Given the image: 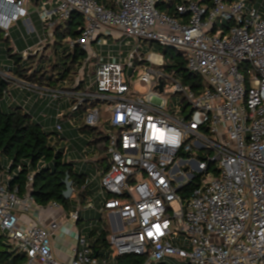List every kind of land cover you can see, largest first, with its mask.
<instances>
[{
	"label": "built area",
	"instance_id": "obj_1",
	"mask_svg": "<svg viewBox=\"0 0 264 264\" xmlns=\"http://www.w3.org/2000/svg\"><path fill=\"white\" fill-rule=\"evenodd\" d=\"M159 1L117 0L116 10L96 0H42L37 7L48 30L74 12L83 16L85 27L71 47L79 46L87 58L69 89L18 84L36 100L66 98L75 111L93 106L87 127H99L107 115L108 167L98 174L99 208L89 197L87 209L112 215L114 234L109 257L95 255L80 234L73 260L59 261L52 246L58 222L46 227L20 218L42 211L30 193L33 175L21 195L10 190L12 176L0 169V233L26 256L24 264H111L132 254L145 257L144 264H264V0L187 1L177 6V18L160 12ZM30 2L0 0L6 36L30 18ZM124 39L134 46L117 48ZM142 41L184 54L187 70L205 88L195 93L185 87L163 69L162 55L144 57ZM123 47L132 48L125 53ZM136 65H143L138 82L149 88L146 94L132 87ZM88 70L94 80L79 89ZM167 91L183 97L176 110L168 108ZM56 129L63 131L61 125ZM191 183L193 191L183 198L181 191ZM78 216L79 211L73 220Z\"/></svg>",
	"mask_w": 264,
	"mask_h": 264
},
{
	"label": "trees",
	"instance_id": "obj_2",
	"mask_svg": "<svg viewBox=\"0 0 264 264\" xmlns=\"http://www.w3.org/2000/svg\"><path fill=\"white\" fill-rule=\"evenodd\" d=\"M30 1L33 5L39 6L42 0ZM96 1L108 9H117V0ZM187 1L198 0H161L156 3V8L160 12L177 18L179 17L177 6ZM226 1L232 4L237 0ZM211 2L212 0H205L207 4H211ZM84 27L85 20L78 12L72 13L67 20L56 24L51 29V38H49V46L53 47L54 57H45L43 55L38 58L40 55L39 51L34 56L31 55L25 59L22 54H12V50L7 49V56L14 62L15 67L10 70L11 78L0 74V169H4V165L8 163L10 165V175L16 170L19 171L9 181V188L10 190L17 188L21 195H25L28 192V177L33 175L30 193L36 204L42 208L50 204H57L68 214L76 211L72 202L74 196L81 204H85L91 197L92 190L89 187L90 185L86 186L90 175L82 170L79 172L73 162L70 161L68 163L65 160V151L56 149V144L60 141L57 134L48 133L42 123L36 121L32 113L30 111L26 112L22 106L11 107L10 112H5L3 110V99L10 91V86L16 81L52 90L58 89L57 84L67 82L68 88L58 90L71 88L87 58V53L77 45L71 47V42L79 38ZM44 29L46 30L45 27ZM52 40L53 43H51ZM9 43L10 36H6L0 30V48H8ZM58 46L62 47L61 52H59ZM160 50L165 61L163 69L166 72L173 75L185 87L195 93H199L205 88L202 78L187 70V57L184 54L173 48L160 46ZM32 58H34V61H31ZM34 62H37V64L34 65ZM44 62H47L46 65L42 64ZM0 72H3L1 67ZM83 85V82H81L79 89H83ZM26 91L30 92L29 90ZM36 101L38 102L39 100ZM83 107H79L76 111H80ZM91 107L89 106V109ZM98 128L84 126L82 130L89 129L94 131L98 130ZM108 139L107 136L95 139V142L102 141L105 144L102 149L105 154H107ZM99 161L101 163L108 162V157L97 162ZM66 176H69V180L73 182L74 190L72 197L68 200L63 196L66 189L64 185ZM194 186L193 183L187 185L181 191V196L183 198L188 197ZM82 220L83 218L79 211L78 222L80 223ZM106 229L100 232L95 228L86 235L87 240L94 249L95 255L99 258L109 257L111 253L110 239L107 238ZM25 261L26 256L12 248L6 235L0 233V264H24ZM144 262L145 257L132 254L117 256L111 264H144ZM159 264L169 263L163 262Z\"/></svg>",
	"mask_w": 264,
	"mask_h": 264
},
{
	"label": "rangeland",
	"instance_id": "obj_3",
	"mask_svg": "<svg viewBox=\"0 0 264 264\" xmlns=\"http://www.w3.org/2000/svg\"><path fill=\"white\" fill-rule=\"evenodd\" d=\"M261 1V0H257ZM250 5V3H248ZM36 5L32 6V13H34L33 17L37 18L39 17V13L37 12ZM50 9V6L48 7ZM222 22H220V25ZM25 26V25H24ZM15 31L21 34L22 32L26 33V26L23 28V25H14ZM52 30H45L42 31V40H39V46L36 49L35 53H33V56L40 51V55L38 58H41L43 55L45 57H54V51L53 47L49 46V38H51ZM35 34V32L33 33ZM51 40V39H50ZM111 44H113L114 40L108 39ZM130 42L132 43V46H134V40L132 39H124L117 43L116 47L119 48L120 45H124L125 43ZM53 43V40L52 42ZM141 47L144 57H150L151 55H161L160 45L158 43H151V42H141ZM132 47H123V51L127 53ZM4 49V50H3ZM59 52H61L62 47L58 46ZM5 47L0 48V67L1 70L6 73L7 75H12L10 73V70L15 67L14 62L9 59L5 53ZM3 59V60H2ZM2 61H5L6 63H3ZM31 61H34V58L31 59ZM32 63V62H31ZM47 62L42 63L43 65H46ZM37 64V62H34V65ZM138 66V67H137ZM142 66L136 65L137 75L133 77L132 79V87L140 94H146L149 91L148 87L142 86L138 82V77L143 73ZM160 66H154L155 69H159ZM10 73V74H9ZM86 84H84V88H87L91 85V80H94V76L90 73L88 70V73L85 76ZM58 89L62 88H68L69 85L67 82L59 83L57 84ZM57 89V90H58ZM9 94H7L3 99V110L5 112H10L11 107H19L22 106L23 109L28 112L31 108L30 104V98H25L26 96L23 95V92H28L24 90L19 84L13 83L9 88ZM17 90L16 93L13 95H10L11 91ZM132 93V92H131ZM22 95V96H21ZM21 96V99L18 100V97ZM164 99L168 103V108L171 110H176L182 101L183 97L180 94L173 95L170 93V91H167L164 94ZM50 100V99H49ZM47 101L45 106L41 108L38 115L34 117L36 121L39 120L40 123H42L44 129L48 133H54L57 134L60 138V141L57 142L56 149L57 150H64L65 151V160L69 163L70 161L74 163L75 168L80 172L81 170L84 172H87L88 175H90V179H93L94 177H97L95 186L96 195L99 193L98 189V183L100 182V176L99 171L103 173L107 167L108 162L105 161L101 163L98 160H101L105 157H107V154H105V151L102 150L103 147H105V144L102 141L95 142L96 138L101 137H109L111 133V127L109 125V122L105 119L107 115L104 117V119L101 122V125L99 126L98 130L90 131L89 129L82 130L84 126H86L85 123V116L87 113V109H89V105L86 103L83 108L80 109V111L75 112V107L73 106V102L69 99H61L60 102H56L53 104L52 109L48 108V105L50 104V101ZM21 103V104H19ZM32 104V103H31ZM34 104V103H33ZM58 106H62V109H58ZM61 125L63 128L62 132L57 131L56 126ZM56 138V137H55ZM10 165L6 163L4 165V171L1 173L4 175H7L9 172ZM19 173L18 170L14 171L11 176L15 177ZM93 192V190H92ZM93 195V201H96V204H99V199L96 198L95 192L92 193ZM73 207L76 211H80L83 220L79 223V231L80 233L87 237V233L91 231L92 229L97 228L100 232L104 231L105 228L107 231V238H111L114 234L113 229L110 226V220L108 214H101L99 211L94 209H87L88 206V200L85 204H81L77 201L76 197L74 196V199L72 200ZM174 208H177L176 204H173ZM84 233V234H83ZM171 264H185L183 261L180 260H170Z\"/></svg>",
	"mask_w": 264,
	"mask_h": 264
},
{
	"label": "crops",
	"instance_id": "obj_4",
	"mask_svg": "<svg viewBox=\"0 0 264 264\" xmlns=\"http://www.w3.org/2000/svg\"><path fill=\"white\" fill-rule=\"evenodd\" d=\"M32 6L34 5L30 2L28 4L30 18L27 20H21L16 25L19 26L22 24L24 28L25 27L24 25L27 22L29 23V25L31 26L30 27L31 30H33L35 34H33L34 32L29 34L27 29H26V33L22 32L21 30V34H19L18 32L15 31V27L14 28L12 27L9 32V36H10L9 46L8 48H5L6 50L5 52L3 51V53L6 54V56H7V49L12 50V54L19 53V54L24 55L25 53H29L31 56L33 55V53H35L36 49L38 48L39 40H42L41 34H42L44 27L42 26L40 17H37V18L33 17L34 13H32L33 12ZM30 56H28V58ZM2 62L6 63L5 61H2ZM8 76L11 77V75H8ZM16 83L18 84L19 82L16 81ZM16 91L17 90L11 91L10 95H12V93L14 95ZM7 94H9V92ZM23 95L26 96L25 98L31 99L30 104H28V106L31 105V108L29 111L32 113L34 117L38 115L41 108L45 106L46 102L49 100L48 98V99L39 100L37 102L36 95L31 92H25V93L23 92ZM21 96L18 97V100L21 99ZM61 99H58V101H54L53 104H55L56 102H60ZM49 101H50V104L48 105V108L52 109V106H53L52 100L50 99ZM62 108L63 107L61 106V109ZM39 120L40 119H38V122ZM89 187L91 190H93V192H95V195H96L94 184H91ZM91 197H93V195H91ZM93 202L96 203V201H93ZM97 206L98 205L96 204V207ZM77 212L78 211H74L68 214L60 206L58 208H50V206H47L45 208H42V211L38 215L36 214L30 215V214L22 213L20 214V218L23 222L27 224L33 221H37L46 227H48L52 222H58L59 228L52 237L53 253L59 261L70 263L73 260V257L75 254L77 238L81 234L78 229L79 228L78 220L74 221L72 218V215ZM108 216H109V220L114 219L112 215L108 214ZM168 263L171 264L170 262Z\"/></svg>",
	"mask_w": 264,
	"mask_h": 264
},
{
	"label": "water",
	"instance_id": "obj_5",
	"mask_svg": "<svg viewBox=\"0 0 264 264\" xmlns=\"http://www.w3.org/2000/svg\"><path fill=\"white\" fill-rule=\"evenodd\" d=\"M162 91V88H161ZM64 185L66 187L63 196L66 200L70 199L73 195V182L69 180V176H66L64 180Z\"/></svg>",
	"mask_w": 264,
	"mask_h": 264
}]
</instances>
